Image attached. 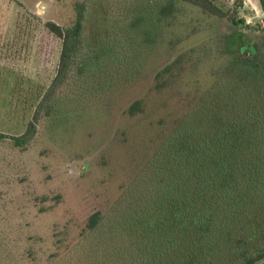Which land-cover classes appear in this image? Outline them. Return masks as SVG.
I'll list each match as a JSON object with an SVG mask.
<instances>
[{
	"label": "trees",
	"instance_id": "obj_1",
	"mask_svg": "<svg viewBox=\"0 0 264 264\" xmlns=\"http://www.w3.org/2000/svg\"><path fill=\"white\" fill-rule=\"evenodd\" d=\"M96 1L79 0L70 26L45 23L62 40L56 74L24 132L0 131V164L7 163L12 180L39 141L51 145L76 132L77 126L86 135L92 124L84 129L81 123L108 116L111 103L145 79L157 57H167L162 75L186 72L182 62L190 63L194 48H187L183 43L187 39L171 30L181 2L218 17L229 15L217 0H107L104 21L96 31L88 27ZM229 20L237 25L233 46L238 55L217 69L208 85L196 89L197 96L182 116L150 140V151L117 198L89 213L68 245L63 244L64 232L54 231L57 247L45 257L38 247L43 239L18 206L9 207L8 199L4 202L5 187L0 182L2 210H19L9 221L0 218V264H256L264 260V29L254 28L262 33L257 39L260 46L256 41L242 46L240 38L251 30L243 29V20L232 16ZM192 84L189 80L187 87ZM138 107L136 101L130 110ZM123 140L118 139V144ZM46 152L47 147L38 150L40 155ZM59 228L65 226L55 229Z\"/></svg>",
	"mask_w": 264,
	"mask_h": 264
},
{
	"label": "rangeland",
	"instance_id": "obj_2",
	"mask_svg": "<svg viewBox=\"0 0 264 264\" xmlns=\"http://www.w3.org/2000/svg\"><path fill=\"white\" fill-rule=\"evenodd\" d=\"M78 1L0 0V131L24 132L59 62L62 40L51 34L45 23L55 21L63 27L70 26ZM217 3L229 14L227 17L215 16L189 2L180 4L177 22L171 30L182 40L187 39L183 41L187 48H194L190 63L182 62L186 72L162 75L167 58L163 54L153 62L145 79L116 97L108 116L81 123L84 129L92 124L86 135L77 126L76 132L51 145L49 141H39L13 180L7 163L0 164L4 202L8 199L9 207L18 206L21 214L29 218L32 229L43 239L38 247L45 257L57 247L54 231L64 232V246L72 242L85 226L89 213L104 209L117 198L121 187L150 151V140L182 116L197 96L196 89L208 85L217 69L238 55L240 51L233 46L237 25L229 17L243 20L242 28L251 30L240 38V45L256 41L260 46L257 39L262 33L254 28L264 29L262 0ZM106 8L107 0L91 5L88 27L99 29ZM189 80L193 87H187ZM136 101L140 110L131 111L130 106ZM113 137L124 139L123 143L118 144V139L111 142ZM41 147H47L43 155L38 153ZM18 211H7L6 207L3 211L0 207V218L9 221ZM57 225L65 228L55 229ZM256 264H264V260Z\"/></svg>",
	"mask_w": 264,
	"mask_h": 264
}]
</instances>
